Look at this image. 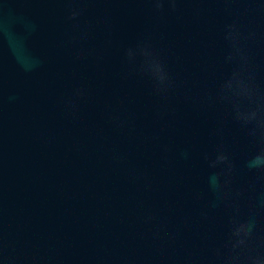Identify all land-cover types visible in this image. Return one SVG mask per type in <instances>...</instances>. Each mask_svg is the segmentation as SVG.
Listing matches in <instances>:
<instances>
[{"label": "water", "instance_id": "water-1", "mask_svg": "<svg viewBox=\"0 0 264 264\" xmlns=\"http://www.w3.org/2000/svg\"><path fill=\"white\" fill-rule=\"evenodd\" d=\"M238 82L264 97V0H0V264H221L253 219L264 258Z\"/></svg>", "mask_w": 264, "mask_h": 264}, {"label": "clouds", "instance_id": "clouds-1", "mask_svg": "<svg viewBox=\"0 0 264 264\" xmlns=\"http://www.w3.org/2000/svg\"><path fill=\"white\" fill-rule=\"evenodd\" d=\"M149 2L157 10L162 9L165 3L170 4L173 10H175L177 0H149ZM72 15L75 17L79 15V12H73ZM145 54L149 55L148 53ZM127 56L129 58L133 56V50L131 48L127 49ZM148 70L155 81V90L161 94L166 93L172 84L163 63L156 58H152L148 65ZM238 83L242 84V82ZM232 86V80L227 81L223 85L222 92L224 95L222 99H229L227 91ZM236 95L238 97L242 95L244 99L250 104L255 105V107L250 111H242L240 101H235L233 103L235 119L245 127L251 125L249 135L264 145V97L260 96L254 88H250L247 84H242L241 91L237 92ZM219 164H227V168L224 172L214 174L212 188L217 194L218 199L227 200L231 198V193L227 190L228 180L225 179L221 182L220 176L230 173L232 171V165L228 155L222 148L218 150L215 159L210 162V167L215 168ZM246 167L250 170L256 169L264 172V147L246 162ZM236 195L238 196L239 193H236ZM234 225L228 239L224 242L223 246L228 249V255L220 258L221 264H247V261H251V264H264V258L258 255L253 256L251 254L252 249L249 247L253 239V229L255 228L254 219L242 223L234 221ZM237 249H241V253L233 255L232 253Z\"/></svg>", "mask_w": 264, "mask_h": 264}]
</instances>
